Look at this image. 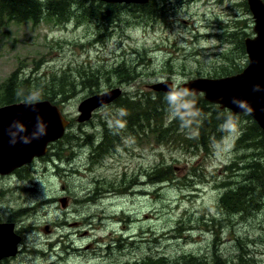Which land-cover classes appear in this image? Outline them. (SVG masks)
I'll list each match as a JSON object with an SVG mask.
<instances>
[{
	"label": "rangeland",
	"instance_id": "rangeland-1",
	"mask_svg": "<svg viewBox=\"0 0 264 264\" xmlns=\"http://www.w3.org/2000/svg\"><path fill=\"white\" fill-rule=\"evenodd\" d=\"M84 1L70 20L59 22L0 16V93L14 73L47 88L64 77L61 91L68 96L59 101L73 119L66 137L25 167L23 180L5 186L0 198L4 208L20 207L26 229L24 260L17 264H134L163 256L199 260L182 264H264V141L253 120L233 116L236 134L219 129L209 147L199 150L182 149L176 137L156 142L154 121L139 137L120 121L129 99L139 90L152 93L150 85L172 81L181 89L192 79L221 78L243 68L240 41L253 36L252 13L242 0H154L125 8L117 23L101 25L89 21ZM121 62L137 69L131 84L122 85L112 72ZM115 88L122 90L119 99L88 122H77L82 101ZM166 105L165 127L177 117ZM105 128L122 145L114 140L115 150L103 153ZM244 131L251 136L245 143ZM170 165L178 182L154 184L147 177ZM123 174L134 177L128 191L111 189L91 200L96 180L117 184Z\"/></svg>",
	"mask_w": 264,
	"mask_h": 264
},
{
	"label": "trees",
	"instance_id": "trees-1",
	"mask_svg": "<svg viewBox=\"0 0 264 264\" xmlns=\"http://www.w3.org/2000/svg\"><path fill=\"white\" fill-rule=\"evenodd\" d=\"M83 3L88 5V9L86 10L85 14L88 15L87 18L89 21L99 23L101 25L112 24L113 22L117 23L116 21L120 20L122 14L127 11L125 6L110 5L99 2L98 0H85ZM72 4L73 6H71ZM78 4L82 5V0H0V16L7 15L11 17L12 20L18 19L22 21L32 19L36 23L44 20V17H46L59 22V20L61 21L66 17H68V20H70L74 14V10L79 8V6L76 7ZM142 15H146V12L143 11ZM240 44L243 46V39L240 41ZM112 72L117 76V78H119L122 85L131 84L138 77L135 66L128 65L126 62L117 64ZM65 79L66 78L63 77L59 84L50 86L48 89L45 85L49 84L32 83V80L30 79H19L17 74L14 73L2 87V91L0 93V106L21 102L27 103L29 96L36 97L34 102L49 100L52 103L61 104L62 102H60L59 99L62 96H68V93L61 91L63 87L67 86ZM48 82L50 83L51 80ZM137 92L138 93L133 96L132 99H129L130 101L127 102V105L124 108V110L127 111V114L122 116L120 119L121 124L126 127L125 129L128 131V133L135 134L136 137H139L141 133L145 134L144 126L147 125L151 127V121H154L155 126H157V129L154 131V134L157 136L155 141L158 143L163 141L168 142V140L170 141V139L176 137L177 140L182 143H178L182 149H185V146L188 149L195 148L197 150L200 148H208L211 144L212 138L219 136V133L217 132L220 129V125L225 122V119L229 115H231V113L228 111L221 110L220 107L206 102L202 96H193L188 94V99L192 102V115L188 116L184 122H182L180 116H177L173 120L172 124L165 127V125L163 126V119L166 115V112L168 111L166 101L164 100L166 94L157 93V99V97H154V92L147 93L140 90ZM135 98H137V100H135ZM159 122L160 124H158ZM176 127H183V130L185 131H181V128L177 129ZM255 128L257 130V136L260 138L263 137V140L260 139V142H263L264 135L256 123ZM105 133V138L99 142V149L103 153L109 150V152L115 150L114 140H117V142H119L118 144L122 145L120 136L115 134V137L109 139L108 128H105ZM248 137L251 136L249 133L245 134L244 131V133H242L240 142L245 143V140H248ZM89 143L94 145L92 140H90ZM257 146H260V144H257ZM56 156L57 159L54 161L55 163H58L61 161L60 152H57ZM99 158H101V154ZM149 176H152V182L154 184H174L175 182L179 181V177L176 176L174 167L171 165L166 167H157L151 172V175H149L147 172V177ZM133 183L134 177L130 176L129 178L124 174L122 180L117 184H114V182H111V180L108 178L102 182V179L100 178L95 181V188L92 191L91 200L95 201L99 199L101 195L105 194L111 189H114L113 191H118L120 194L125 193L129 190L128 188H130ZM218 258L220 261H222V258L219 256V254ZM182 262L197 263L199 260L194 257L186 256L175 260H170L168 257L163 256L136 260L133 263L182 264ZM129 263L132 264V262Z\"/></svg>",
	"mask_w": 264,
	"mask_h": 264
},
{
	"label": "water",
	"instance_id": "water-1",
	"mask_svg": "<svg viewBox=\"0 0 264 264\" xmlns=\"http://www.w3.org/2000/svg\"><path fill=\"white\" fill-rule=\"evenodd\" d=\"M100 1L108 4L150 2V0ZM249 4L255 19L254 32L258 37L245 41L249 55L248 67L236 76L222 79H196L184 84L182 88L196 95L203 93L206 101L218 104L222 109H229L233 114L244 113L233 103V99L246 101L252 109L250 115L264 131V5L260 0H249ZM172 85L171 82L158 83L152 85L151 89L168 93ZM257 86L260 90L254 91ZM121 93L120 89H114L84 100L79 106L81 113L79 121L89 120L95 110L114 102ZM37 117L45 126V134L33 139L31 134L35 130ZM14 121L25 127L24 135L29 137V143L19 140L15 144L10 142L9 127ZM68 125L69 122L62 116L58 107L49 101L13 104L0 108V174H9L15 168L44 156L48 144L61 139ZM61 203L66 207L67 200L61 199Z\"/></svg>",
	"mask_w": 264,
	"mask_h": 264
},
{
	"label": "flooded vegetation",
	"instance_id": "flooded-vegetation-1",
	"mask_svg": "<svg viewBox=\"0 0 264 264\" xmlns=\"http://www.w3.org/2000/svg\"><path fill=\"white\" fill-rule=\"evenodd\" d=\"M225 0H219V3L224 2ZM239 3V0L238 2ZM262 3L264 5V0H262ZM242 8L245 10L250 11L249 8V0H242ZM232 35V34H230ZM252 37V36H250ZM229 46L230 48H233L229 44H221L220 46ZM218 46V48H220ZM223 52V51H221ZM220 52V53H221ZM242 54L244 61H247V54H245V36L243 38V46H242ZM245 68V63L243 65V68ZM248 114H245V116ZM26 166L15 168L11 173L9 174H0V198H3L5 194V186L9 185L14 181L15 179L20 181L23 180L21 177V173L25 170ZM8 187V191H9ZM13 192V189H12ZM8 196V195H7ZM8 199V197H7ZM9 200V199H8ZM20 207H12V208H4L3 206H0V251L2 250V246L5 244L12 245V248L15 247V249L11 250L10 255H4L0 254V264H17L19 259L24 260V254H25V226L23 220L20 218ZM6 214V216H4ZM12 231L13 235L11 238L6 236L9 234V231ZM6 231H8L6 233ZM15 235V236H14ZM2 240V241H1ZM29 251L33 252V249H28ZM39 250V249H38ZM30 256H35L34 253H29ZM2 258V259H1Z\"/></svg>",
	"mask_w": 264,
	"mask_h": 264
},
{
	"label": "clouds",
	"instance_id": "clouds-1",
	"mask_svg": "<svg viewBox=\"0 0 264 264\" xmlns=\"http://www.w3.org/2000/svg\"><path fill=\"white\" fill-rule=\"evenodd\" d=\"M259 87H255L254 91H259ZM166 101L169 104L170 113L174 116H180L182 122L186 118L192 115V102L188 99V92L185 89H178L176 84H173L170 87V90L165 96ZM36 100L35 96H29L27 99L28 104H32ZM233 103L236 104L245 114H250L252 109L246 101H240L238 99H233ZM220 130L225 132L227 135H234L237 132V121L233 116L229 115L223 124L220 125ZM26 132L25 127L14 121L13 124L9 127V135L11 137V143L15 144L18 142L29 143L30 139L27 135H24ZM45 134V126L41 122L40 118L37 117V123L35 126L34 132L31 134L33 139L39 138Z\"/></svg>",
	"mask_w": 264,
	"mask_h": 264
},
{
	"label": "bare ground",
	"instance_id": "bare-ground-1",
	"mask_svg": "<svg viewBox=\"0 0 264 264\" xmlns=\"http://www.w3.org/2000/svg\"><path fill=\"white\" fill-rule=\"evenodd\" d=\"M261 2H262V0H260ZM257 35H256V33H253V36L252 37H245V41H246V39H254V38H257L256 37ZM263 38H264V36H263ZM245 54H247V61L248 62H246V64H248L249 63V55H248V53H247V51H246V45H245ZM196 79H210V78H208V77H201V78H196ZM164 82H171L172 84H173V82L172 81H163V82H158V83H164ZM158 83H156V84H158ZM155 85V84H154ZM154 93H159V92H157V91H153ZM197 96H202L203 97V99L205 100V98H204V94L203 93H200V94H198ZM259 162V161H258ZM2 164H4V162L2 163ZM252 170V169H251ZM248 172V171H247ZM247 177V176H246ZM250 180H252V179H250ZM159 182V181H158ZM259 187V186H258ZM255 197V196H254ZM253 197V198H254ZM256 198V197H255ZM245 200H246V198H245Z\"/></svg>",
	"mask_w": 264,
	"mask_h": 264
}]
</instances>
